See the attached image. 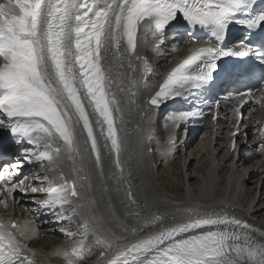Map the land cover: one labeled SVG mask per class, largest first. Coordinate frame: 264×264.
I'll use <instances>...</instances> for the list:
<instances>
[{
	"label": "snow or ice",
	"instance_id": "1",
	"mask_svg": "<svg viewBox=\"0 0 264 264\" xmlns=\"http://www.w3.org/2000/svg\"><path fill=\"white\" fill-rule=\"evenodd\" d=\"M255 5L256 0H5L0 3V126L7 120L16 143L42 149L35 160L46 168V174L42 180L37 179L55 183L49 181L48 175L57 171L54 161L64 152L75 165L73 154H79L75 125L86 132L95 159L100 162L90 107L97 115L101 133L106 125V139L120 167L124 149L114 115L120 109L115 94L110 92L112 81L104 68L107 54L121 56L122 42L124 51L134 54L141 29L151 34L157 51L174 24L183 23L194 43L200 38L192 30H207L209 35L203 44L194 47L167 73L148 101L159 108L169 99L207 86L218 70V61L224 57L253 55L264 63V43L242 39L235 47L222 46L233 23L250 31L264 30V9L257 11ZM255 90L248 88L236 96ZM239 111L235 109L236 113ZM199 114L172 113L166 121L175 126ZM169 144L175 147V140L170 138ZM232 146L235 149V142ZM258 148L264 150V141ZM22 153L27 160L32 149L24 148ZM11 167L15 170L17 165ZM77 171L73 168V172ZM120 173L123 179L122 167ZM58 180L41 206L50 209L57 219L71 220L63 216L65 206L80 199L81 194L75 180L69 182L63 172ZM21 183L5 185V191H14ZM128 195L132 199L131 191ZM83 227L87 229L89 224L85 222ZM27 231V225L0 221V264H37L24 254L26 245L19 238ZM90 252L81 239L55 254L62 256L66 264H81ZM108 264H264V231L241 218L222 212L207 213L125 244L115 250Z\"/></svg>",
	"mask_w": 264,
	"mask_h": 264
},
{
	"label": "bare ground",
	"instance_id": "2",
	"mask_svg": "<svg viewBox=\"0 0 264 264\" xmlns=\"http://www.w3.org/2000/svg\"><path fill=\"white\" fill-rule=\"evenodd\" d=\"M196 46L182 36L170 35L157 51L151 34H145L141 29L134 54L124 51V42L121 43V56L116 57L112 52L107 54L104 68L112 81L110 92L119 101L120 111L114 115L124 149L119 158L120 167L124 169L123 179L110 141L106 139L105 131L101 133L97 116L87 105L100 150L99 163L86 132L75 125L79 154H73L75 165L70 155L64 152L54 161L57 171L48 175L49 181L55 180V183L40 182L46 168L40 166L35 156L42 149L29 144L24 147L32 149L29 159L25 160L20 151L7 165L6 170L10 169L14 175L22 170L26 189L14 192L13 199L0 195V221H11L22 227L27 225L26 235L19 238L26 245L23 251L29 258L37 264H66L65 259L55 253L84 239L85 244L90 242L88 249L100 253L94 264H108L115 250L125 244L161 228L212 212L244 219L264 231V192L259 199V192L256 196H248L253 193L249 184H255L253 179L264 175L261 174L264 171V150L258 148L264 141L260 129L261 105L250 107L239 125L240 134L234 135L238 119L233 116V110L219 112L217 119L211 115L203 123L186 125L183 120L173 126L166 117L187 111L185 104L175 103L172 111L165 112V118L156 122L163 103L156 108L148 102L169 70L190 55ZM156 65L158 78L153 79L152 70ZM191 99L195 103L199 97L194 95ZM166 123L168 127H165ZM192 127L206 131L194 148L197 150L194 154V149L191 153L186 151L184 141L185 134ZM170 138L175 140V147L169 144ZM233 139L235 151H232ZM59 144L63 146L62 141ZM180 153L181 168L177 173L175 159ZM184 153L187 154L185 159ZM252 157L254 161L250 160ZM12 165H17L15 170ZM73 168L78 171L73 172ZM60 172L69 182L75 180L81 194L80 199L65 206L63 216L71 217V220L57 219L50 209L41 206L48 198L50 188L59 184ZM33 188L37 191H32ZM73 209H76L75 215ZM85 222L89 224L87 229L83 227ZM81 264L88 263L82 261Z\"/></svg>",
	"mask_w": 264,
	"mask_h": 264
},
{
	"label": "rangeland",
	"instance_id": "3",
	"mask_svg": "<svg viewBox=\"0 0 264 264\" xmlns=\"http://www.w3.org/2000/svg\"><path fill=\"white\" fill-rule=\"evenodd\" d=\"M157 69L155 68V70L154 71H156ZM161 116V117H160ZM159 117H157L158 119L156 120V122L158 121H161V118H162V114L160 115ZM196 130V129H195ZM195 130H192V131H190L187 135H186V137H185V144L187 145V149H186V151L187 152H192V150L194 149V148H196V146L201 142V140L203 139V137H204V135H205V130L204 129H201V130H198V131H195ZM157 133L158 134H161V131L160 130H157ZM189 145H191V147L189 148ZM242 147H245V145H243ZM197 152V150H193V153L192 154H194V153H196ZM187 156V154H185L184 153V155H183V157H184V159H185V157ZM180 158H181V153L176 157V159H175V163H177L178 162V164H177V173L180 171V168H181V164L179 163V160H180ZM254 157H252L250 160H253L254 161ZM250 162V161H249ZM204 167H208V165H204ZM187 170H188V167H187ZM226 171V170H225ZM187 172V171H186ZM264 173V171L263 172H261V174H263ZM260 175V174H259ZM258 176V175H257ZM165 180H166V177L164 178ZM257 179L258 180H260L259 182H257ZM254 181H256V183L255 184H253V183H251V184H249V188H253V193L251 194V195H248L249 197L250 196H256V194L258 193V199L261 197V194L264 192V175H261V177L260 176H258V177H255L254 179H253ZM260 184V185H259ZM259 186V187H258ZM180 187H182V186H180ZM246 200H248V199H246ZM246 202V201H245ZM71 228V227H70ZM71 229H75V228H71ZM88 246H90V242L88 241V242H86V244H85V247L86 248H88ZM100 256V253H94L93 252V250H91V252H90V254L89 255H87L86 257H85V259L83 260V261H86L88 264H94V261H95V259L96 258H98Z\"/></svg>",
	"mask_w": 264,
	"mask_h": 264
}]
</instances>
